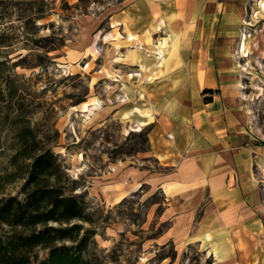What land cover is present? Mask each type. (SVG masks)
Instances as JSON below:
<instances>
[{"label":"rangeland","instance_id":"374dc122","mask_svg":"<svg viewBox=\"0 0 264 264\" xmlns=\"http://www.w3.org/2000/svg\"><path fill=\"white\" fill-rule=\"evenodd\" d=\"M161 1L88 0L77 11L79 0H0V173L11 167L17 128L30 127L59 156L73 193L95 215L89 255L97 264L215 263L198 244L178 249L161 238L171 221L155 179L171 169L159 162L152 133L185 87L170 83L185 69L172 70L169 62L196 60L202 43L161 24ZM261 1L248 0L246 24L231 43L239 70L257 77L264 71ZM37 8L44 10L39 21ZM241 35L249 55L243 59ZM177 44L190 52H177ZM221 46L217 39L210 48ZM245 72L240 83L251 93ZM253 104L262 123L260 103Z\"/></svg>","mask_w":264,"mask_h":264},{"label":"crops","instance_id":"0c3cea01","mask_svg":"<svg viewBox=\"0 0 264 264\" xmlns=\"http://www.w3.org/2000/svg\"><path fill=\"white\" fill-rule=\"evenodd\" d=\"M158 4L160 22L171 24L172 35L202 42L196 60L169 62L172 70L185 69L170 83L185 87L168 105L175 107L155 120L152 133L159 162L171 169L155 179L168 202L164 214L171 221L161 238L178 249L198 244L214 264H264V71L257 77L243 66L241 72L231 45L246 24L241 22L248 0ZM241 36L238 55L246 46L245 35ZM217 39L222 46L213 50ZM181 48L176 45L177 52H190ZM244 71L253 79L251 93L241 84ZM253 102L260 103L262 123L257 122L261 113Z\"/></svg>","mask_w":264,"mask_h":264},{"label":"trees","instance_id":"16d2710c","mask_svg":"<svg viewBox=\"0 0 264 264\" xmlns=\"http://www.w3.org/2000/svg\"><path fill=\"white\" fill-rule=\"evenodd\" d=\"M87 1L79 0L76 10L84 11ZM36 11L35 21L42 20L44 10ZM16 135L11 167L0 173V264H97L89 255L98 235L95 215L73 193L59 156L30 127ZM18 183V194L7 195ZM40 250L47 253L43 260Z\"/></svg>","mask_w":264,"mask_h":264},{"label":"bare ground","instance_id":"6f19581e","mask_svg":"<svg viewBox=\"0 0 264 264\" xmlns=\"http://www.w3.org/2000/svg\"><path fill=\"white\" fill-rule=\"evenodd\" d=\"M260 9H261V11H262V13L264 12V0H262L261 2H260ZM247 24H249V23H247ZM248 26V25H247ZM245 38H246V36H245ZM247 51H248V49H247V47L245 46V43L243 44V51H242V54H243V56H245V57H248L249 55L247 54ZM84 110H87V106L86 107H84Z\"/></svg>","mask_w":264,"mask_h":264}]
</instances>
